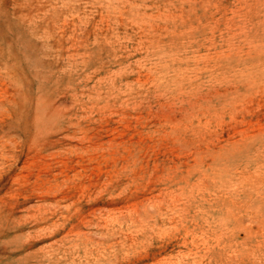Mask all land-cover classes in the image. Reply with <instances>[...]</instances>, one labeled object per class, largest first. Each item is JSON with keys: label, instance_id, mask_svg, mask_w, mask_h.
<instances>
[{"label": "rangeland", "instance_id": "obj_1", "mask_svg": "<svg viewBox=\"0 0 264 264\" xmlns=\"http://www.w3.org/2000/svg\"><path fill=\"white\" fill-rule=\"evenodd\" d=\"M0 264H264V0H0Z\"/></svg>", "mask_w": 264, "mask_h": 264}]
</instances>
